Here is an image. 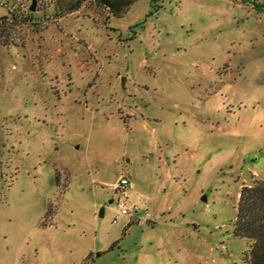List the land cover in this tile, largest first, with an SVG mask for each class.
<instances>
[{
	"label": "rangeland",
	"instance_id": "obj_1",
	"mask_svg": "<svg viewBox=\"0 0 264 264\" xmlns=\"http://www.w3.org/2000/svg\"><path fill=\"white\" fill-rule=\"evenodd\" d=\"M32 5L0 0V264H248L264 0Z\"/></svg>",
	"mask_w": 264,
	"mask_h": 264
},
{
	"label": "trees",
	"instance_id": "obj_2",
	"mask_svg": "<svg viewBox=\"0 0 264 264\" xmlns=\"http://www.w3.org/2000/svg\"><path fill=\"white\" fill-rule=\"evenodd\" d=\"M139 0H54L59 16L80 11L90 4L92 8L105 12L106 19L122 17ZM12 19L9 23L14 24ZM5 22H3L4 24ZM6 22V25L9 24ZM3 24L0 28L3 34ZM3 41V35H2ZM4 42V41H3ZM6 45H9L4 42ZM57 181L58 176L56 175ZM235 235L252 240L248 264H264V179L255 180L252 185H243L239 197L235 222Z\"/></svg>",
	"mask_w": 264,
	"mask_h": 264
},
{
	"label": "built area",
	"instance_id": "obj_3",
	"mask_svg": "<svg viewBox=\"0 0 264 264\" xmlns=\"http://www.w3.org/2000/svg\"><path fill=\"white\" fill-rule=\"evenodd\" d=\"M130 183L128 180L126 179H122L119 183V185L116 187V191L117 192H121L124 196H126V187L129 186ZM118 208L121 210V213L123 215H131V211L126 207V205L121 202L118 201Z\"/></svg>",
	"mask_w": 264,
	"mask_h": 264
},
{
	"label": "water",
	"instance_id": "obj_4",
	"mask_svg": "<svg viewBox=\"0 0 264 264\" xmlns=\"http://www.w3.org/2000/svg\"><path fill=\"white\" fill-rule=\"evenodd\" d=\"M30 10L33 12L36 10V0H33V5L31 6ZM204 200L206 201V197H204ZM113 200H110L109 204H112ZM105 212V207L102 208L100 212V216L103 217Z\"/></svg>",
	"mask_w": 264,
	"mask_h": 264
},
{
	"label": "flooded vegetation",
	"instance_id": "obj_5",
	"mask_svg": "<svg viewBox=\"0 0 264 264\" xmlns=\"http://www.w3.org/2000/svg\"><path fill=\"white\" fill-rule=\"evenodd\" d=\"M113 203H114V201H113ZM113 203H112V204H113Z\"/></svg>",
	"mask_w": 264,
	"mask_h": 264
}]
</instances>
